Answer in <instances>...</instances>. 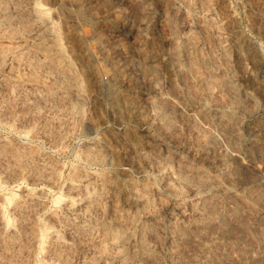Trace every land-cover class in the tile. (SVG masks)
I'll list each match as a JSON object with an SVG mask.
<instances>
[{"label": "rangeland", "instance_id": "374dc122", "mask_svg": "<svg viewBox=\"0 0 264 264\" xmlns=\"http://www.w3.org/2000/svg\"><path fill=\"white\" fill-rule=\"evenodd\" d=\"M0 264H264V0H0Z\"/></svg>", "mask_w": 264, "mask_h": 264}]
</instances>
